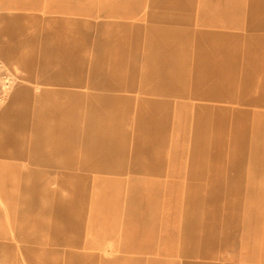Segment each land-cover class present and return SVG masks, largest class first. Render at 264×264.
<instances>
[{"label":"rangeland","instance_id":"374dc122","mask_svg":"<svg viewBox=\"0 0 264 264\" xmlns=\"http://www.w3.org/2000/svg\"><path fill=\"white\" fill-rule=\"evenodd\" d=\"M15 2L34 76L81 99L59 104L91 117L92 151L91 172L77 157L65 183L77 231L64 260L29 236L5 264H264V0ZM0 62L12 79L1 108L20 78ZM119 207L139 252L113 244L112 221L79 237L90 211ZM152 232L160 254L144 249Z\"/></svg>","mask_w":264,"mask_h":264},{"label":"crops","instance_id":"0c3cea01","mask_svg":"<svg viewBox=\"0 0 264 264\" xmlns=\"http://www.w3.org/2000/svg\"><path fill=\"white\" fill-rule=\"evenodd\" d=\"M17 8L15 0H0V58L20 78L0 108V264H5L14 251L10 247L17 237L25 241L29 236L43 237L46 249L41 256L55 254V260H48L62 261L57 256L65 249L60 247L72 244L77 231L76 207L70 200L73 194L70 197L65 183L69 186L75 181L77 157L83 171L91 172L92 122L90 116L77 117L80 110L76 104H59L81 101L75 99L76 95L45 93L52 83L34 76L37 67L27 50L18 45L21 27L11 17ZM39 9L45 12V8ZM35 85L42 88L36 90ZM59 189L67 190V194H60ZM118 213L119 218L102 217L104 213L98 217L90 211L78 230L79 237L92 240L102 229L101 224L112 221L119 224L113 244L118 241L119 250L127 254L139 252V227L134 226L132 212L119 207ZM163 229L160 237L167 234ZM106 238L107 245L111 238ZM154 238V232L146 236L147 254L156 255L161 250Z\"/></svg>","mask_w":264,"mask_h":264},{"label":"built area","instance_id":"2783aa9c","mask_svg":"<svg viewBox=\"0 0 264 264\" xmlns=\"http://www.w3.org/2000/svg\"><path fill=\"white\" fill-rule=\"evenodd\" d=\"M12 79L10 73L5 66L0 62V101L4 99L9 88L11 87Z\"/></svg>","mask_w":264,"mask_h":264}]
</instances>
